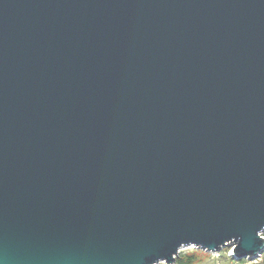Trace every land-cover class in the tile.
Wrapping results in <instances>:
<instances>
[{
    "label": "water",
    "instance_id": "water-1",
    "mask_svg": "<svg viewBox=\"0 0 264 264\" xmlns=\"http://www.w3.org/2000/svg\"><path fill=\"white\" fill-rule=\"evenodd\" d=\"M264 252V0H0V264Z\"/></svg>",
    "mask_w": 264,
    "mask_h": 264
},
{
    "label": "rangeland",
    "instance_id": "rangeland-1",
    "mask_svg": "<svg viewBox=\"0 0 264 264\" xmlns=\"http://www.w3.org/2000/svg\"><path fill=\"white\" fill-rule=\"evenodd\" d=\"M229 253L230 252L228 246H225L224 249H222L220 252L213 253V252H205L194 244V245L181 247L179 255L196 254L195 261L193 264H216L217 260L220 262V264H231L232 260L229 257ZM157 264H165V263L160 262Z\"/></svg>",
    "mask_w": 264,
    "mask_h": 264
},
{
    "label": "built area",
    "instance_id": "built-area-1",
    "mask_svg": "<svg viewBox=\"0 0 264 264\" xmlns=\"http://www.w3.org/2000/svg\"><path fill=\"white\" fill-rule=\"evenodd\" d=\"M203 250V249H202ZM205 252H211V251H207V250H203ZM233 247L229 248V257H233L232 259V263L231 264H264V252L262 254H260L259 256L253 258V259H236L233 255ZM214 253V252H213ZM216 264H220V262L217 260Z\"/></svg>",
    "mask_w": 264,
    "mask_h": 264
},
{
    "label": "trees",
    "instance_id": "trees-1",
    "mask_svg": "<svg viewBox=\"0 0 264 264\" xmlns=\"http://www.w3.org/2000/svg\"><path fill=\"white\" fill-rule=\"evenodd\" d=\"M195 256L196 254H191V255L180 254L177 257L175 264H193L195 261ZM230 258L231 260L233 259V257H230Z\"/></svg>",
    "mask_w": 264,
    "mask_h": 264
}]
</instances>
